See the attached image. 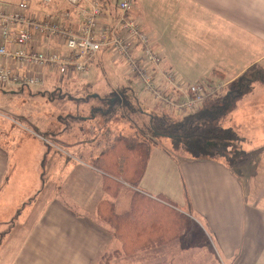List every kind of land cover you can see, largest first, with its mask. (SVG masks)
Wrapping results in <instances>:
<instances>
[{
    "label": "crops",
    "instance_id": "obj_1",
    "mask_svg": "<svg viewBox=\"0 0 264 264\" xmlns=\"http://www.w3.org/2000/svg\"><path fill=\"white\" fill-rule=\"evenodd\" d=\"M19 1L0 0V5ZM133 1V14L164 55L163 65L189 83H201L209 94L202 107L215 96H225L251 67L264 69V0ZM31 2L34 8L40 5V0ZM217 126L234 139H224L228 137L223 134L196 153L177 154L167 148L171 154L157 157L151 152L134 188L171 203L183 214L181 237L156 246L178 245L179 255L160 262L264 264V83L254 82L220 116ZM17 165L21 162L14 161L7 146L0 147V264H93L117 247L107 225L96 216L104 196L99 169L84 161L74 163L72 211L63 213L57 198L45 204L50 192L38 201L36 211L18 222L16 213L23 207L9 204L7 196ZM170 171L176 173L173 178ZM160 176L162 185L157 181ZM5 203L14 209L9 217L2 215Z\"/></svg>",
    "mask_w": 264,
    "mask_h": 264
},
{
    "label": "rangeland",
    "instance_id": "obj_2",
    "mask_svg": "<svg viewBox=\"0 0 264 264\" xmlns=\"http://www.w3.org/2000/svg\"><path fill=\"white\" fill-rule=\"evenodd\" d=\"M120 1L124 0H114ZM36 6L32 5V10L50 11L49 6ZM125 69L123 58H115L111 52L103 50L94 58L87 75L75 74L71 80L57 77L41 87L0 86V147L7 146L14 161L21 162L14 169V182L7 192L9 204L23 207L16 213L15 221H25L37 210L38 201L50 192L45 204L57 198L63 213L72 211L74 163L84 161L96 169L94 159L109 148L115 136L123 134L142 139L151 146L152 153L156 151L157 157L166 152L171 154L167 148L177 154L191 150L176 138L170 142V138L153 132L150 121L156 114H163L165 106L150 100L151 97H141L139 88L126 75ZM120 86H129L125 93L129 103L123 100L121 104H109L107 99L113 97V90ZM170 120L176 128L181 126L183 118L172 114ZM169 173L172 178L176 174ZM163 179V176L157 178L158 183L162 185ZM127 189L133 192V188L125 184L117 194L118 206L116 203L115 207L120 212L130 208L131 193ZM12 210L5 203L3 217H9ZM114 241L119 248L115 237ZM179 252L178 245L173 249L156 247L134 256L114 258L111 264H152L176 257ZM100 259L98 257L95 263Z\"/></svg>",
    "mask_w": 264,
    "mask_h": 264
},
{
    "label": "built area",
    "instance_id": "obj_3",
    "mask_svg": "<svg viewBox=\"0 0 264 264\" xmlns=\"http://www.w3.org/2000/svg\"><path fill=\"white\" fill-rule=\"evenodd\" d=\"M58 2L40 0V5L61 7L47 13L32 10L31 0L0 6V86L41 87L57 77L87 75L94 58L107 50L125 60L126 75L141 97L162 103L175 116L200 108L205 88L163 65L164 55L133 14V0Z\"/></svg>",
    "mask_w": 264,
    "mask_h": 264
},
{
    "label": "trees",
    "instance_id": "obj_4",
    "mask_svg": "<svg viewBox=\"0 0 264 264\" xmlns=\"http://www.w3.org/2000/svg\"><path fill=\"white\" fill-rule=\"evenodd\" d=\"M113 1L107 0L112 4ZM259 80L264 83V69L251 67L232 83L230 91L225 96H215L209 102L206 100L204 107L200 106L195 113L184 117L181 126L173 128L170 113L165 111L153 117L150 121L151 128L155 134L180 140L190 146L194 153L203 150L208 140L219 139L223 134L228 137L224 139H234L229 132H222L219 129L217 121L233 108L236 100L248 92L254 82ZM128 88L129 86H120L114 89L113 97L107 99L109 104L114 105L117 102L121 104L123 100L129 103L125 94ZM208 97L209 94L205 98ZM160 105L164 107L162 103ZM113 139L109 148L100 152L101 154L94 159L95 167L102 172L104 190V196L96 207V216L107 225L111 234L120 243V247L117 246L109 254L102 255L100 261L95 264H111L114 258L130 257L156 246H164L180 238L185 228L183 214L171 203L134 190L145 173L151 146L142 139L123 134ZM125 184L130 185L133 192L130 208L120 212L115 207L116 199Z\"/></svg>",
    "mask_w": 264,
    "mask_h": 264
}]
</instances>
